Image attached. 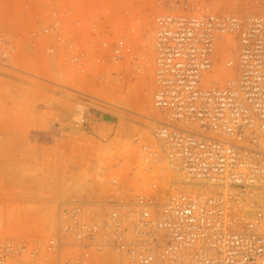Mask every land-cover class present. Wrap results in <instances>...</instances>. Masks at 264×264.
Returning a JSON list of instances; mask_svg holds the SVG:
<instances>
[{
	"label": "built area",
	"instance_id": "2783aa9c",
	"mask_svg": "<svg viewBox=\"0 0 264 264\" xmlns=\"http://www.w3.org/2000/svg\"><path fill=\"white\" fill-rule=\"evenodd\" d=\"M20 2L23 31L19 42L0 35V69L19 70L18 48L23 61L43 53L86 74L95 90L70 93L99 100V90L150 67L154 125L151 139L134 138L137 156L114 165L121 173L108 177V189L60 202L52 235L0 236V264H264V206L255 197L264 189V8L240 15L208 0ZM230 47L224 68L233 74L221 80L214 67ZM87 111L76 102L77 126Z\"/></svg>",
	"mask_w": 264,
	"mask_h": 264
},
{
	"label": "rangeland",
	"instance_id": "374dc122",
	"mask_svg": "<svg viewBox=\"0 0 264 264\" xmlns=\"http://www.w3.org/2000/svg\"><path fill=\"white\" fill-rule=\"evenodd\" d=\"M208 5L247 15L262 11L264 0H208ZM21 18L20 0H0V35H11L19 42ZM34 18L28 16V25ZM150 36L145 42L149 53ZM233 55L232 47L220 52L214 69L221 67V80L233 74L224 68ZM48 59L38 53L23 61L18 48L12 64L19 70L0 69L1 237L21 240L52 235L61 201L88 197L95 187L108 189V177L121 173V166L114 167L119 159L125 162L137 156L134 138L151 139L150 67L138 78L127 77L122 85H115L106 97L101 93L108 104L70 93L68 88L95 90L86 74L73 66L49 64ZM79 101L88 108L82 126L75 123Z\"/></svg>",
	"mask_w": 264,
	"mask_h": 264
},
{
	"label": "bare ground",
	"instance_id": "6f19581e",
	"mask_svg": "<svg viewBox=\"0 0 264 264\" xmlns=\"http://www.w3.org/2000/svg\"><path fill=\"white\" fill-rule=\"evenodd\" d=\"M150 38H151V36H150ZM150 47H151V45H150ZM225 66V65H224ZM216 71H219L220 72V75L222 74V69H221V67H219V68H217L216 69ZM152 73V72H151ZM146 86V85H145ZM145 86H143V87H145ZM144 89H146V87L144 88ZM146 91V90H145ZM98 93H99V95H100V97L98 96V99L99 100H101V101H104V100H102V98H101V93H104V91L102 90H99L98 91ZM105 94V96L103 95V97H106V95L108 94V93H104ZM105 103H108V102H106V101H104ZM108 104H110V103H108ZM78 106V105H77ZM81 106V105H80ZM81 108V107H80ZM86 108V107H85ZM173 171L175 172V175H174V173H173ZM171 175L173 176V179H175L177 182H179L180 181V177H179V174L177 173V171L175 170V169H171ZM255 197L257 198V200L259 201V204L261 205V206H264V189L262 190H260L259 192H257L256 194H255Z\"/></svg>",
	"mask_w": 264,
	"mask_h": 264
},
{
	"label": "crops",
	"instance_id": "0c3cea01",
	"mask_svg": "<svg viewBox=\"0 0 264 264\" xmlns=\"http://www.w3.org/2000/svg\"><path fill=\"white\" fill-rule=\"evenodd\" d=\"M72 128V126H70Z\"/></svg>",
	"mask_w": 264,
	"mask_h": 264
}]
</instances>
